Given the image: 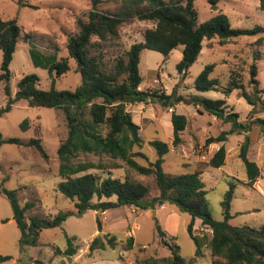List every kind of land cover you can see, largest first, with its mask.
I'll return each mask as SVG.
<instances>
[{"label":"rangeland","instance_id":"rangeland-1","mask_svg":"<svg viewBox=\"0 0 264 264\" xmlns=\"http://www.w3.org/2000/svg\"><path fill=\"white\" fill-rule=\"evenodd\" d=\"M124 1L101 0L96 9L103 13L117 14L124 9ZM22 2L33 8L21 6L19 0H0V19L15 18L21 29V36L9 66L11 95L16 92L17 82L29 74L37 76L38 88L41 90H49L53 81V86L58 91H74L81 83V76L76 73V65L72 59L68 60L69 71L54 76L52 80L47 67L35 65L30 51L33 50L46 58L43 64L67 58V39L76 34L78 20L87 21L91 0H22ZM146 6L147 0L139 2V8ZM193 6L198 24L208 21L217 13H223L228 17L232 28L252 29L255 26L264 28V11L260 9L258 0H217L215 4L208 0H194ZM151 28H154L151 21L128 19L120 25L117 39L102 42L90 51L101 55L105 69L112 70L117 58L123 56L132 44L140 42L144 31ZM256 39L257 36H241L224 46H219L216 39L204 41L197 60L183 79L176 71V64L182 57L181 46L175 48L165 60L158 52L143 50L138 66L141 76L139 90L166 95L174 92L175 98L181 97L183 100L173 101L172 108L161 106L157 99L126 105L133 122L139 126V136L142 139L141 147H134L133 151L145 156V159L135 157V161L142 166L154 162L157 155L149 142L152 140L166 142L169 151L164 156L163 172L172 176L200 172L205 185L208 209L215 220L222 219L220 202L229 187L228 183L230 181L235 183L230 210L232 218L229 221L233 227L259 228L264 225L263 136L254 125L246 134L250 138L247 158L260 169L257 181L248 186L245 166L238 156L245 134L228 135L224 143L211 144L205 148V139L215 137L221 131H228L230 124L208 114L202 107L190 104V99L198 97L224 100L226 111L238 114L241 122L264 118L260 104H257L251 113L252 107L241 97L240 90L226 92V82L231 70H236L240 74L244 91L252 92V86L249 84V66L254 61L253 56L258 54L256 79L259 83L258 88L263 91L259 96L264 102V41L259 46L255 43ZM93 41L97 42L95 38ZM208 65H214L208 78L217 80L219 87L207 92H198L194 88V81ZM3 87L4 83L0 81V108L6 104ZM171 112L184 115L187 119V125L180 134L181 143L177 146L172 145ZM24 120L29 122L27 130L20 127ZM0 134L3 139H17L21 142L39 138L48 157L44 160L34 149L23 145L4 143L0 146V179L7 178L5 188L16 191L21 206L28 201H37V208L28 212L26 218L31 215L53 217L60 212L72 213L61 227L41 231L36 247H30L24 253H20L19 230L12 219L8 201L0 195V256L9 258L0 261V264H36L35 261L49 264L55 257V248L60 250L66 248L65 234L75 238L77 253L71 258L56 256L53 264L59 262L63 264L61 258L69 259L68 262L64 261V264H141L140 261L145 258L168 257L170 252L161 243L156 224L164 232L166 239H175L184 260L194 258L196 246L187 231L192 219L189 215L179 212L173 205L165 204L146 211L133 206L121 207L107 210L103 217L95 211H87L82 216L76 215L74 202L56 190V185L61 181L57 175L59 164L57 149L67 137L66 122L61 110L30 107L24 100H20L8 113L1 116ZM222 144L226 150L224 165L220 168L208 166L209 159ZM80 160L92 162L100 160L105 164L110 162L106 157L98 158L92 155L81 156ZM116 163L121 168L109 170L111 177L122 180L125 175H130L133 180L148 187L147 198L158 194L152 175H139L122 161L117 160ZM89 173L99 178H104L108 174L106 171L97 170H90ZM97 216L101 221V232L97 231ZM192 230L194 236L201 239L203 244L202 256L193 264H210L212 258L207 241L211 236V230L198 221L194 222ZM104 234L115 237L116 248L96 250L89 254L88 245L91 240ZM128 237L134 240L132 250H125Z\"/></svg>","mask_w":264,"mask_h":264},{"label":"trees","instance_id":"trees-1","mask_svg":"<svg viewBox=\"0 0 264 264\" xmlns=\"http://www.w3.org/2000/svg\"><path fill=\"white\" fill-rule=\"evenodd\" d=\"M140 1L142 0H125L123 10L117 14H108L97 11L96 6L101 3V0H91V10L87 21L78 20L76 34L67 39V58L43 64L46 58L33 50L30 51L35 65L47 67L48 75L52 80L54 76L69 71L68 60L72 59L76 65V73L81 76V83L74 91H58L54 88L53 81L49 90H41L38 88L37 76L29 74L17 82L16 92L12 96L9 86V66L21 36V29L15 18L0 19V81L4 83L3 91L6 96V104L0 108V118L20 100H24L30 107L55 108L62 111L67 127V137L57 149L59 162L57 175L61 181L56 185V190L74 202L77 216H82L87 211L101 213L128 206L146 211L168 204L191 217L192 221L187 231L196 246L194 258L189 261L184 260L175 239H166L164 232L156 224L160 241L170 254L168 257L145 258L140 261L141 264L195 263V260L202 256L203 246L201 239L193 234L192 229L196 219L211 230V236L207 241L212 258L210 264H264V225L256 228L233 227L229 224L232 218L230 210L235 183L233 181L228 183L229 187L220 202L222 219L215 220L208 209L205 185L200 172L178 176L163 172L164 156L169 151L166 142L158 140L149 142L157 155L154 162H148L147 166H142L135 161V157L145 159V156L133 151L134 147H141L142 139L139 136V126L133 122L131 114L126 110V105L145 103L148 100L157 99L161 106L169 108H172L173 101L183 100L181 97L175 98L174 92L166 95L139 90L141 76L138 66L143 50L158 52L165 60L175 48L181 46L182 57L176 64V71L183 79L188 69L197 60L204 41L216 39L219 46H224L241 36H257L255 43L261 46L264 41V28L261 26H255L252 29L232 28L228 17L223 13H217L208 21L198 24L193 6L194 0H176L175 2L147 0L146 8H139ZM208 1L215 4L217 0ZM258 1L260 9L264 11V0ZM19 3L21 6L33 8L31 5L24 4L22 0H19ZM131 18L151 21L154 23V28L146 29L142 40L132 44L123 56L117 58L113 69L107 71L102 56L93 54L90 50L102 42L117 39L120 25ZM94 38L97 42L93 41ZM253 60L249 66L251 93L244 91L240 74L236 70H231L226 82V92L240 90L241 97L252 107L251 113L254 112L257 104H260L261 110L264 111V102L259 96L263 91L258 88L259 83L256 79L258 54L253 56ZM213 68L214 65L204 67L196 77L194 88L198 92L214 90L218 86L217 80L208 78ZM190 101V104L202 107L205 112L223 123L230 124L228 131H221L217 136L205 139V148L211 144L224 143L228 135L245 134L238 156L245 166L246 184L252 186L260 176V169L256 163L247 158L250 138L246 134L254 125L258 127L264 140V118L241 122L238 114L226 111L224 100L193 97ZM170 122L172 145L177 146L181 143L180 134L187 125V119L184 115L171 112ZM20 127L22 130H27L28 120H24ZM4 143L32 148L44 160L48 159L39 138L21 142L17 139H3L0 134V146ZM88 155L98 158L106 157L110 162L105 164L100 160L98 162L80 160L81 156ZM225 157L226 150L222 144L209 159L208 166L220 168L224 165ZM117 160L125 163L129 169L139 175H152L158 194L147 198L148 187L133 180L130 175H125L122 180L111 177L109 170L121 168L116 163ZM90 170L106 171L108 174L104 178H99L89 173ZM6 181V177L0 179V195L8 201L12 219L19 230L20 253L38 245L41 231L61 227L63 222L72 215V213L60 212L53 217L31 215L26 218L28 212L37 208V201H28L23 206L19 205L16 191L5 188ZM96 227L97 231H102L98 216ZM65 240L66 248L64 250L55 248V257L71 258L77 253L75 238L65 234ZM133 245V238L128 237L125 250H132ZM116 246L115 237L104 234L101 237H94L88 245V250L91 254L96 250L114 249ZM8 259V257L0 256L1 262ZM35 263L41 264L39 261Z\"/></svg>","mask_w":264,"mask_h":264},{"label":"crops","instance_id":"crops-1","mask_svg":"<svg viewBox=\"0 0 264 264\" xmlns=\"http://www.w3.org/2000/svg\"><path fill=\"white\" fill-rule=\"evenodd\" d=\"M121 208V207H120ZM105 213H106V211L105 212H102V213H99V214H102V217L105 215ZM10 221V220H9ZM195 221H198V223H200V221L199 220H195ZM63 258H61V261H63V264H64V261L65 262H68L69 261V259H63ZM55 260H56V258L55 257H53L52 259H51V262L49 263V264H53L54 262H55ZM70 262H71V260H70ZM61 262H59V264H60ZM58 264V263H57ZM66 264V263H65ZM72 264V263H71Z\"/></svg>","mask_w":264,"mask_h":264}]
</instances>
